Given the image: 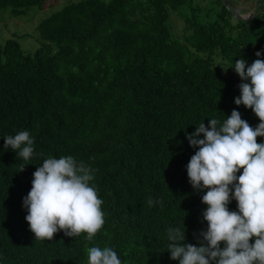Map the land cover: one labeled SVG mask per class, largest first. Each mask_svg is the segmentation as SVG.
<instances>
[{"label": "trees", "instance_id": "obj_1", "mask_svg": "<svg viewBox=\"0 0 264 264\" xmlns=\"http://www.w3.org/2000/svg\"><path fill=\"white\" fill-rule=\"evenodd\" d=\"M56 1L0 0V25ZM225 1L242 15L256 4ZM173 14L184 18L181 36L169 24ZM24 40L36 48L25 50ZM258 51L264 0L249 21L223 0H80L35 32L1 40L0 264H88L92 246L111 247L121 264H178L168 229L184 220L186 242L196 246L194 234L207 229L204 193L187 173L198 149L186 133L211 118L223 122L233 109L253 128L260 123L234 102L242 83L235 62L250 66ZM20 131L34 139L28 161L4 148V138ZM68 155L94 169L105 224L92 241L63 231L36 240L23 198L44 159ZM149 197L162 204L150 207ZM229 210L238 211L235 200Z\"/></svg>", "mask_w": 264, "mask_h": 264}, {"label": "clouds", "instance_id": "obj_2", "mask_svg": "<svg viewBox=\"0 0 264 264\" xmlns=\"http://www.w3.org/2000/svg\"><path fill=\"white\" fill-rule=\"evenodd\" d=\"M256 56L250 66L242 58L235 62L242 83L234 102L251 109L260 123L253 128L233 109L223 122L211 118L208 126L202 121L195 132L186 133L190 146L198 149L187 173L193 189L204 193L207 229L194 234L199 246L186 242L184 220L168 229V252L178 264H264V143L257 142L264 137V59L259 58L264 52ZM4 140V148L10 147L24 161L33 158L34 139L28 131ZM92 181L94 169L71 155L44 159L23 198L25 219L36 240L52 241L60 231L68 237L86 234L88 241L94 239L105 219ZM232 200L238 211L229 210ZM147 203L151 207L162 204V199L149 197ZM87 254L88 264H121L111 247L92 246Z\"/></svg>", "mask_w": 264, "mask_h": 264}, {"label": "rangeland", "instance_id": "obj_3", "mask_svg": "<svg viewBox=\"0 0 264 264\" xmlns=\"http://www.w3.org/2000/svg\"><path fill=\"white\" fill-rule=\"evenodd\" d=\"M80 0H57V8L54 7L53 9H45L42 11H37L35 8L31 9L27 15L25 16H20L19 18H14V16H11L9 13V17L14 20H19V21H8V24L0 25V41L5 40L9 38L13 34H18V35H24V34H31L36 31L37 26L47 17L51 16L54 12L60 10L63 8L66 4L70 2H78ZM106 2L110 0H104ZM255 5V4H254ZM240 6V5H239ZM240 8V7H239ZM4 20H8L5 17L2 18ZM169 24L173 25V33L177 36H181L183 33V29L185 28V22L184 18L182 16H179L177 14H173ZM34 42L29 41V40H24L22 41L23 48L27 51H33L36 47H34L35 44ZM260 59H264V56L259 57ZM258 59V58H256ZM254 59L253 62L256 60Z\"/></svg>", "mask_w": 264, "mask_h": 264}, {"label": "water", "instance_id": "obj_4", "mask_svg": "<svg viewBox=\"0 0 264 264\" xmlns=\"http://www.w3.org/2000/svg\"><path fill=\"white\" fill-rule=\"evenodd\" d=\"M223 2L229 7V10L232 12L233 16L236 17L238 20H242V21H249L253 18H255L258 14V10H259V6L261 4V0H256V4H255V8L254 11H252L251 13L247 14V15H242L237 13L236 11H234L227 3L225 0H223Z\"/></svg>", "mask_w": 264, "mask_h": 264}]
</instances>
